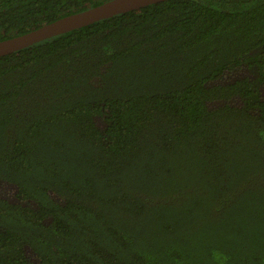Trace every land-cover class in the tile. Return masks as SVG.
<instances>
[{
  "label": "trees",
  "instance_id": "trees-1",
  "mask_svg": "<svg viewBox=\"0 0 264 264\" xmlns=\"http://www.w3.org/2000/svg\"><path fill=\"white\" fill-rule=\"evenodd\" d=\"M106 1L0 0V41ZM0 182V264H264V0H164L0 56Z\"/></svg>",
  "mask_w": 264,
  "mask_h": 264
},
{
  "label": "water",
  "instance_id": "water-1",
  "mask_svg": "<svg viewBox=\"0 0 264 264\" xmlns=\"http://www.w3.org/2000/svg\"><path fill=\"white\" fill-rule=\"evenodd\" d=\"M164 0H108L85 10L75 12L50 23L0 41V56L11 54L42 40L78 29L93 22L128 11H137L147 5Z\"/></svg>",
  "mask_w": 264,
  "mask_h": 264
},
{
  "label": "rangeland",
  "instance_id": "rangeland-1",
  "mask_svg": "<svg viewBox=\"0 0 264 264\" xmlns=\"http://www.w3.org/2000/svg\"><path fill=\"white\" fill-rule=\"evenodd\" d=\"M240 75L250 76V77L254 76V78L256 77L255 72L249 71L244 66L240 69L238 68L232 71H228L224 76V80H232L234 78L239 77ZM11 194H13V188L5 183L0 182V196L11 198L12 197ZM27 256L29 257L31 263L35 264V256L30 251L27 252Z\"/></svg>",
  "mask_w": 264,
  "mask_h": 264
}]
</instances>
